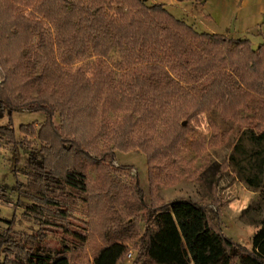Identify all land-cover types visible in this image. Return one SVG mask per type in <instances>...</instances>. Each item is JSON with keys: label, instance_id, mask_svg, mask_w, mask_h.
<instances>
[{"label": "rangeland", "instance_id": "rangeland-1", "mask_svg": "<svg viewBox=\"0 0 264 264\" xmlns=\"http://www.w3.org/2000/svg\"><path fill=\"white\" fill-rule=\"evenodd\" d=\"M146 1L149 5L163 2L175 17L185 20L200 32L225 34L232 38L246 37L254 48L264 43V0ZM27 2L0 0V6H17L26 16H30L29 12L34 6ZM2 17L10 24V20L5 19L6 15ZM15 31L11 29V33ZM11 41H7V38L0 41V85L11 74L14 79L15 76H25L21 83L27 80L29 84L18 89V98L23 101L26 95L37 96L40 92L48 95L50 106L55 109L54 121L58 127L63 117L67 120L66 113L62 117V106L58 105L64 104L73 95L80 102L81 93L77 88L74 90L73 85L77 74L85 80H93L98 77L99 70L106 71L112 81L110 91L115 87L124 89L131 85V76L126 74L127 60L131 56H125L127 52L118 48H114L107 56H98L90 45L84 55L86 57L78 59L75 56L72 63L65 64L63 51L56 45L54 23L45 19L44 15L40 34L22 50L27 56L22 65L17 62L18 48ZM49 41L54 44V53L50 57L61 66L59 70L54 69L59 78L53 80L45 77L44 70L47 58H50L46 56ZM9 59H13L10 67L5 65ZM173 59L170 64L166 63V76L169 79H181L185 91L191 93L189 100L182 102V112L187 115H179L175 125L165 120L150 119L136 120L135 126L131 128V138L134 140L150 139L149 142L163 148V155L151 165L146 154L139 148L116 150L115 157L110 161L114 167L106 165L111 157L106 151L114 148V139L121 129L129 128L128 113L119 104H114L111 99L115 98L114 95L110 98L114 90L111 91L110 99H106L105 93L100 94L94 112L87 116L83 114L79 121L80 131L85 128L92 135L100 133L96 139L91 136L93 139H90L87 146L88 152L95 157L93 160L83 154H69L66 157L64 153L58 152L56 146L53 149L42 142L39 136L47 121L45 112L22 109L10 113L0 110V126L8 127L11 123L14 133V140L0 133L1 233L8 229L7 222L13 218L16 222L12 230L16 238L39 229L35 219L27 215V207L34 203L27 195L29 176L35 171L31 166L34 157L43 160L47 169L52 171L49 176L43 173V177L48 178L46 181L52 179L47 185V195L62 204L66 203L63 207L71 212L68 221L70 228L87 238L83 242L66 241L70 248L67 254L71 264H94L99 249L118 240L125 241L129 247L119 264H135L142 259L141 238L148 212L143 210L139 200L136 178L150 206L155 196L161 199L160 203L180 197L190 198L206 206L213 223L218 224L226 236L245 247H253V238L264 218V186L252 187L244 181L242 175L253 170L250 161L254 160L253 155L261 148L252 140L251 134L264 129V59L261 69H257L254 65L256 61L246 64L247 58H242V65L245 68L248 65L242 79L231 61L223 59L217 63L220 72L233 74L240 85L235 91V98L225 97L222 102L218 101L221 97L215 98L210 79L205 77L195 82L189 70L181 69L180 61L176 57ZM244 70L241 69L240 73ZM202 95L209 98L200 107L197 102H201ZM70 103L73 106L74 102ZM184 121H187L185 126L182 124ZM181 127L184 129L180 130V137L175 139L177 129ZM74 137L78 138L74 133L65 134L58 143L69 149ZM166 150L170 152L165 155ZM233 154L240 164L236 167L231 162ZM58 156H64V163L67 160L73 164L77 172L69 178L85 189L52 182L63 171V163L57 162ZM125 166L130 169H123ZM150 174L156 187L155 195L152 193ZM43 231L47 234L43 246L54 255L57 249L62 248L63 230L45 227ZM4 257L5 254L0 253V262Z\"/></svg>", "mask_w": 264, "mask_h": 264}, {"label": "trees", "instance_id": "trees-1", "mask_svg": "<svg viewBox=\"0 0 264 264\" xmlns=\"http://www.w3.org/2000/svg\"><path fill=\"white\" fill-rule=\"evenodd\" d=\"M27 3L34 6L29 12L30 16H26L17 6H0V41L6 38L7 41L12 40L16 49L18 48L16 52L19 65H22L27 57L22 50L43 29V15L54 23L56 45L63 51L65 64L72 63L75 56L78 59L86 57L84 55L90 45L98 56H107L114 48L127 52L125 56H131L127 60L126 71V74L131 76V85L124 89L115 87L114 91L111 90L114 92L111 96L112 81L106 71L99 70L98 77L93 80H85L82 75L77 74L73 85L74 90L77 88L81 93L80 102L78 103L79 100H75L73 95L68 98H72L70 101L66 99L64 104L58 105L62 106V117L64 113L67 115V120L63 117L60 127L54 121L55 109L50 106L48 95L40 92L37 96L26 95L24 100L20 101L17 96L18 89L29 84L27 80L21 83L25 76H15L14 79L11 74L1 82L0 110L10 113L22 109L45 112L47 121L39 137L42 142L50 145V148L54 149L56 146L58 152L64 153L66 157L69 154H83L91 160L95 159L88 152L87 146L90 139L98 138L100 133L92 135L89 129L85 128L80 131L79 121L83 114L87 116L94 112L97 107L96 100H99L100 94L105 93L106 99L114 95L115 98L111 99L128 113L126 116L129 120V128L121 129L114 139V148L106 151V154L111 155L106 165L114 167L110 161L115 157L116 150L130 151L135 148L146 154L151 165L163 155V148L149 142L150 139L134 140L131 138V128L135 126L136 120L150 119L165 120L175 125L179 115H187L182 112V104L192 96L185 91L181 79H169L170 77L166 76V63L170 64L176 57L181 63V69H188L195 82L205 77L210 79L211 86H214L212 92L215 93V98L221 97L218 101L222 102L225 97L235 98V91L240 85L233 74L220 72L217 63L223 59L231 61L236 65V72L242 79L248 67L242 65V58H247L246 64L256 61L254 65L257 69H261L264 59V43L254 48L246 37L232 38L225 34L200 32L185 20L175 17L163 2L149 5L146 0H28ZM2 15H6L5 19L10 20V24H7ZM11 29L16 31L11 33ZM0 47L2 52V46ZM46 48V56L50 57L54 53V44L49 41ZM0 55L2 56L1 53ZM11 61L13 59L5 61V65H12ZM55 63L51 57L47 58L44 70L48 80L59 78L55 70L61 69V66ZM241 69L245 70L240 73ZM208 98L202 95L201 102H197V105L201 107ZM192 100L195 101L196 98ZM70 102H74L73 106H70ZM182 124L187 125V121ZM182 129L184 128L177 129L175 139L180 137ZM0 133L14 140L11 123L8 127L0 126ZM72 133L78 138L71 140V148L60 146L58 142L64 135ZM251 138L261 148L253 155L254 160L250 161L253 170L242 177L250 186L260 187L264 186V129L252 132ZM169 152L166 150L164 154ZM64 156L57 157V162L63 163V171L58 180L52 182H62L75 189H85L69 178L77 170L73 164L66 162L67 160L63 162ZM31 161L35 171L29 176L27 195L34 203L27 207V215L35 219L39 229L16 238L12 230L15 218L9 220L8 229L0 232V253L5 254L0 264H71L67 254L70 248L66 241L83 242L87 238L81 232L70 228L68 221L71 212L63 207L66 203L62 204L47 195V185L52 179L46 181L48 178L43 177V173L44 176H49L52 174L51 169H47L43 160L33 157ZM231 162L235 167L240 165L234 154L231 156ZM124 168L130 169L127 166ZM136 179L139 200L148 214L141 238L142 259L135 264H264V218L253 238V247L248 248L226 236L219 225L213 223L206 206L190 198L180 197L160 203L161 199L155 196L150 206L145 201L139 179ZM151 185L155 195L156 187L152 179ZM45 227L63 230L62 248L57 249L54 255L43 246V240L47 236L45 230L43 231ZM128 249L125 241H114L99 249L94 264H119Z\"/></svg>", "mask_w": 264, "mask_h": 264}, {"label": "built area", "instance_id": "built-area-1", "mask_svg": "<svg viewBox=\"0 0 264 264\" xmlns=\"http://www.w3.org/2000/svg\"><path fill=\"white\" fill-rule=\"evenodd\" d=\"M131 255V254H130Z\"/></svg>", "mask_w": 264, "mask_h": 264}]
</instances>
